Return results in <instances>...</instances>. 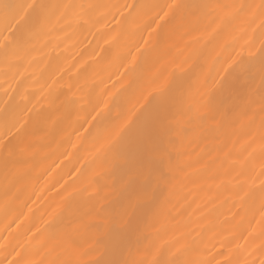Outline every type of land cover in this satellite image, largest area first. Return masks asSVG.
I'll return each mask as SVG.
<instances>
[{
  "label": "snow or ice",
  "instance_id": "6c2138e0",
  "mask_svg": "<svg viewBox=\"0 0 264 264\" xmlns=\"http://www.w3.org/2000/svg\"><path fill=\"white\" fill-rule=\"evenodd\" d=\"M126 24L143 30L113 59L104 46L92 65L48 57L60 32L95 39L108 29L110 46ZM117 61L113 86L98 92ZM237 70L251 84L222 107L216 93ZM0 88V207L6 220L27 210L5 231L57 189L24 244L7 231L0 264H101L100 210L128 158L122 141L154 99L165 102L148 121L164 140L153 154L164 170L139 201L132 240L112 241L104 264H264V0H0Z\"/></svg>",
  "mask_w": 264,
  "mask_h": 264
},
{
  "label": "clouds",
  "instance_id": "9594fccd",
  "mask_svg": "<svg viewBox=\"0 0 264 264\" xmlns=\"http://www.w3.org/2000/svg\"><path fill=\"white\" fill-rule=\"evenodd\" d=\"M159 2L163 3L164 0H159ZM172 21L177 22L175 18ZM145 27H147V24ZM142 30L134 29L130 24L123 26L120 38L123 43H127L128 51L132 50ZM114 66H118V61ZM250 84V78L246 79L245 73L237 70L233 77L226 82V89L217 93L225 92L226 97H231L233 101L237 102L243 99L245 91ZM153 102L165 104L164 101L159 99L152 100L138 114L122 141V144L128 146V158L125 163L119 164L112 173L114 183L110 185L111 192L105 197L106 202L100 210V215L109 221L107 225H102L98 229L104 233L100 240V246L104 251L100 258L101 264H104V261L111 257L110 243L112 241L122 239L130 242L132 240L146 209V205L139 201L151 189L153 176L157 172H163L164 170V162L153 158L155 152L163 150L164 140L162 137L157 139V129L148 127L149 120L147 118L141 122L137 133L138 136L141 132H144L145 140L142 143H133L129 140V133L137 124L138 118L142 114L146 117Z\"/></svg>",
  "mask_w": 264,
  "mask_h": 264
},
{
  "label": "bare ground",
  "instance_id": "6f19581e",
  "mask_svg": "<svg viewBox=\"0 0 264 264\" xmlns=\"http://www.w3.org/2000/svg\"><path fill=\"white\" fill-rule=\"evenodd\" d=\"M113 2H119V3H125V2H131V0H113ZM170 24H175V21H170ZM113 27L112 25H109V28ZM119 27V26H116ZM108 31V29H102L101 32H96V37L93 39L92 36L88 35L87 32H82L79 35L75 37L66 36L63 32L59 33V36H54L51 43L53 44V47H50L46 49L48 53V57L52 58V60H56L57 58L60 59L61 62L66 63L67 61H64L63 58L65 56L72 57L74 55L75 59L72 61L75 63L76 61H79L81 59L86 60L88 62V65H92L95 62L91 60V52L94 48H97L98 46H104L106 48L111 47L113 49L112 53L109 56V59H113L117 52L121 50L123 41L121 40L120 36L121 33L116 36V39L113 41V44L103 45V32ZM90 40L91 43L88 44L85 41ZM56 44H59V47H55ZM65 47H68L69 51L65 52L63 49ZM115 65V63H114ZM87 66V65H86ZM219 66H217L218 68ZM83 71V69H82ZM116 67L113 66L110 72L105 73L103 75V78L98 80L97 84L94 85L96 90L98 92H103L109 88H111L112 80H115V73ZM41 73L38 71L36 74V77L33 78V81H30L31 83H34L35 86H29L27 88V94L29 97H33L34 94L38 91V89L41 86L42 81L38 79L40 77ZM111 75V79H109V76ZM118 83V81H117ZM20 89L18 88V91ZM4 92L3 89L0 88V98H3ZM18 99V97H17ZM215 102L224 107V106H231L235 104V101L232 100L231 97H226L225 92L217 93L215 96ZM36 100H39V96H36L33 102L35 103ZM39 107V105H37ZM165 107V104H159L156 102H153V105L150 106L149 111L146 114V117L144 114L140 118H138L137 124L133 127V129L129 133V140L131 142H135V138L137 136L138 130L140 128L141 122L147 118L148 120H153L156 118V110H163ZM63 171V170H62ZM60 172H58L55 176L52 177V180L49 182L55 183L56 180L60 177ZM65 179H67V176L65 174ZM59 185H57V188ZM57 189H53L52 194H49L46 199L42 200L36 207L33 208V212L29 215V219L25 221L23 225H21L20 230L16 231L15 226L13 225L12 228H8L7 231H11L13 235V244H24L28 238V236H31V233L28 232V228L31 226V223L33 222V219H35V222L37 225H39V217L44 216L45 212L48 210L47 205L52 201V195L56 193ZM23 211L25 214H27V210L22 207V205H17L14 209L11 210L10 214L8 215V218L6 220L5 218V211L2 207H0V242H2V238L7 235V231H5L6 223L11 222L12 219L15 218L16 215H19L20 212ZM22 218V217H21ZM18 223V221H17ZM34 230V229H33ZM33 240L35 238L33 237ZM238 243L243 244V239H238ZM205 251H208L206 249ZM239 251V250H238ZM42 255V254H40ZM39 258V255H38Z\"/></svg>",
  "mask_w": 264,
  "mask_h": 264
}]
</instances>
